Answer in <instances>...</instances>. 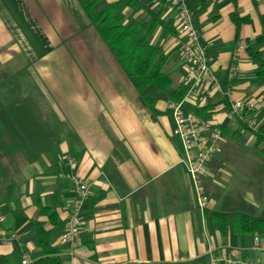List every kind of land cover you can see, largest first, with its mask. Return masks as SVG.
<instances>
[{"label": "crops", "instance_id": "1", "mask_svg": "<svg viewBox=\"0 0 264 264\" xmlns=\"http://www.w3.org/2000/svg\"><path fill=\"white\" fill-rule=\"evenodd\" d=\"M139 1L162 6L161 17L175 34L158 28L152 42L169 54L174 85H183L175 11L166 0ZM207 2L194 24L214 80L202 81L182 103L210 128L224 129L201 180L207 197L201 211L182 145L171 133L166 94L159 95L155 112L146 107L74 0H0V102L10 120L20 122L27 151H37L34 161L18 163V191L0 192V255L8 264L42 256L37 224L49 230L63 264L257 258L264 264V245L255 234L221 235L209 217L239 210L264 215L262 145L256 147L248 131L264 125V102L245 51L246 41L264 32V0ZM233 12L248 18L237 34ZM202 88L209 93L202 96ZM233 102L252 108L229 117ZM76 182L87 183L90 196L80 203L81 232L72 247L63 230ZM40 207L54 212V220Z\"/></svg>", "mask_w": 264, "mask_h": 264}, {"label": "trees", "instance_id": "2", "mask_svg": "<svg viewBox=\"0 0 264 264\" xmlns=\"http://www.w3.org/2000/svg\"><path fill=\"white\" fill-rule=\"evenodd\" d=\"M74 1L88 24L94 28L114 56L146 107L155 112V105L161 93L166 94L170 102H179L184 98L186 87L175 86L172 72L167 70L170 63L169 54L161 46L152 42L158 28L175 34L170 23L161 17V5L149 8L139 0H118L110 3L106 0ZM185 1L196 23V17L208 7V2L207 0ZM231 20L234 22L237 34L240 24L247 22L248 18H240L236 12H233ZM245 51L255 66L254 83L262 88L264 102V32L246 41ZM18 122L10 120L0 102V192L2 193L7 192L8 187L18 191L17 181L20 173L18 163L24 158L27 161H34L37 154V151H27L28 137L22 136L21 129L16 124ZM8 123L13 126L14 131L8 129ZM219 130L223 132L224 129L219 128ZM248 131L255 138V146L262 145L259 158L264 160V125H260L255 130L248 129ZM13 132L15 134H12ZM39 209L40 212L47 213L49 219L54 220V212L49 211L48 208L40 207ZM209 217L213 227L221 235H225L228 231L241 235L255 234L259 241L263 240L264 245V215L258 216L255 213L239 210L231 214L211 212ZM35 239L42 256L29 264H63L58 249L50 244L49 230L37 224ZM0 264H8L2 255H0Z\"/></svg>", "mask_w": 264, "mask_h": 264}, {"label": "built area", "instance_id": "3", "mask_svg": "<svg viewBox=\"0 0 264 264\" xmlns=\"http://www.w3.org/2000/svg\"><path fill=\"white\" fill-rule=\"evenodd\" d=\"M167 3L175 11V19L177 22V39L181 51L182 65H185V75L182 79L183 85L186 87V95L196 92V88L202 81L211 82L214 75L209 68L207 50L203 44L197 26L194 24L193 15L187 8L185 0H166ZM235 67L229 69L228 76L230 79L235 77ZM202 96L209 92L207 88L200 91ZM184 97V98H185ZM183 98V99H184ZM183 99L179 102H170L168 109L173 120V130L171 133L177 137L184 151L183 164L186 173L192 184L197 207L203 211L207 207V197L204 195L201 180L207 172V166L212 159V154L217 147L220 138L218 128H210L209 123L201 120L192 112L183 109ZM252 105H245L241 102H233L229 105L228 116H240L244 110H250ZM72 200L67 212L66 221L63 230V241L75 247L78 242L81 219L79 210L81 202L90 196L88 184L84 182H76ZM254 241L259 243V238L255 237ZM216 259L213 257L212 262ZM26 259L21 264H29ZM223 264H263L260 259H246L242 261L236 259H224Z\"/></svg>", "mask_w": 264, "mask_h": 264}, {"label": "water", "instance_id": "4", "mask_svg": "<svg viewBox=\"0 0 264 264\" xmlns=\"http://www.w3.org/2000/svg\"><path fill=\"white\" fill-rule=\"evenodd\" d=\"M261 243H263V240L261 239Z\"/></svg>", "mask_w": 264, "mask_h": 264}]
</instances>
